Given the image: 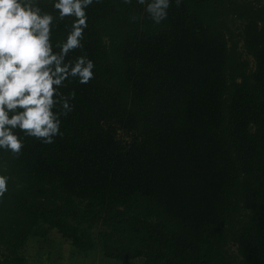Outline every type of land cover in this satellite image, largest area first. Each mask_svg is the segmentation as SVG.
I'll return each instance as SVG.
<instances>
[{
    "label": "trees",
    "instance_id": "1",
    "mask_svg": "<svg viewBox=\"0 0 264 264\" xmlns=\"http://www.w3.org/2000/svg\"><path fill=\"white\" fill-rule=\"evenodd\" d=\"M87 15L71 56L94 78L69 84L63 136L0 150V264L51 229L119 264H264V0H182L160 25L135 0Z\"/></svg>",
    "mask_w": 264,
    "mask_h": 264
},
{
    "label": "clouds",
    "instance_id": "2",
    "mask_svg": "<svg viewBox=\"0 0 264 264\" xmlns=\"http://www.w3.org/2000/svg\"><path fill=\"white\" fill-rule=\"evenodd\" d=\"M101 0H0V150L18 156L25 139L52 144L63 136L61 125L74 109L73 81L87 84L95 64L83 49L88 27L87 11ZM133 0H120L129 5ZM154 25L167 20L169 8L182 0H135ZM69 18L62 39H54L58 24ZM140 17L131 15L130 22ZM65 89H68L65 91ZM10 177L0 169V197L8 191Z\"/></svg>",
    "mask_w": 264,
    "mask_h": 264
},
{
    "label": "rangeland",
    "instance_id": "3",
    "mask_svg": "<svg viewBox=\"0 0 264 264\" xmlns=\"http://www.w3.org/2000/svg\"><path fill=\"white\" fill-rule=\"evenodd\" d=\"M118 134L125 140L131 138L123 131ZM231 249L234 250V246H231ZM20 252L26 258V264H119L103 257L99 249L86 254L76 252L54 229L44 237H30Z\"/></svg>",
    "mask_w": 264,
    "mask_h": 264
}]
</instances>
